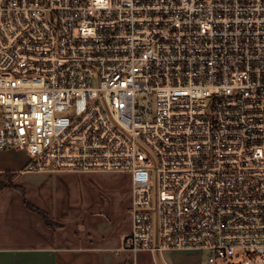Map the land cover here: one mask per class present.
Returning a JSON list of instances; mask_svg holds the SVG:
<instances>
[{
  "label": "built area",
  "instance_id": "built-area-1",
  "mask_svg": "<svg viewBox=\"0 0 264 264\" xmlns=\"http://www.w3.org/2000/svg\"><path fill=\"white\" fill-rule=\"evenodd\" d=\"M0 149L128 173L133 253L264 264V0H0Z\"/></svg>",
  "mask_w": 264,
  "mask_h": 264
},
{
  "label": "crops",
  "instance_id": "crops-1",
  "mask_svg": "<svg viewBox=\"0 0 264 264\" xmlns=\"http://www.w3.org/2000/svg\"><path fill=\"white\" fill-rule=\"evenodd\" d=\"M27 159L24 153L0 167V264H139L147 257V250L133 253L122 247L132 225L128 175L110 171L125 180L117 205L78 208L57 192H46L40 176L72 177L81 171H21ZM26 202L44 210L56 225L46 224Z\"/></svg>",
  "mask_w": 264,
  "mask_h": 264
},
{
  "label": "rangeland",
  "instance_id": "rangeland-1",
  "mask_svg": "<svg viewBox=\"0 0 264 264\" xmlns=\"http://www.w3.org/2000/svg\"><path fill=\"white\" fill-rule=\"evenodd\" d=\"M23 157V151L0 149V167L7 165V162L11 159L18 160ZM81 172L74 173L72 177H59L58 174L49 175L47 173L42 177L40 176V178L45 184L46 192L53 190L55 193L57 192L56 194L61 200L74 202V205L78 208L88 204L99 210H104L110 205L116 204L117 199L122 195L120 192L125 187V180L120 174L111 173L114 171H98L95 174ZM120 173L128 175L129 180L128 173ZM144 254L147 257L141 258L139 264H233L228 260H217L210 263L208 262L209 253L197 249H171L154 254L147 251Z\"/></svg>",
  "mask_w": 264,
  "mask_h": 264
},
{
  "label": "trees",
  "instance_id": "trees-1",
  "mask_svg": "<svg viewBox=\"0 0 264 264\" xmlns=\"http://www.w3.org/2000/svg\"><path fill=\"white\" fill-rule=\"evenodd\" d=\"M8 181V183H11V182H9V179L7 180ZM30 207H32L33 209H35L42 217H43V219H44V222L46 223V224H48V225H50V226H55L56 224L54 223V222H52L50 219H49V217H48V215H47V213L44 211V210H42V209H39V208H36V207H34L33 205H31L30 203H28V202H26Z\"/></svg>",
  "mask_w": 264,
  "mask_h": 264
}]
</instances>
